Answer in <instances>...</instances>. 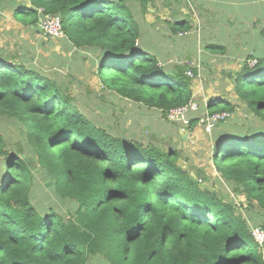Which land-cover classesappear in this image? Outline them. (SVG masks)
I'll list each match as a JSON object with an SVG mask.
<instances>
[{"label": "trees", "instance_id": "1", "mask_svg": "<svg viewBox=\"0 0 264 264\" xmlns=\"http://www.w3.org/2000/svg\"><path fill=\"white\" fill-rule=\"evenodd\" d=\"M153 1L29 0L13 16L23 9L31 16L23 24H35L58 15L73 47L99 52L97 66L87 59L101 88L165 116L193 98L194 79L186 71L198 72L186 63L169 68L140 45L130 3L146 11ZM167 23L173 33L189 28L185 20ZM204 48L224 51L214 43ZM247 58L227 77L237 101L264 122V52ZM72 99L21 55L0 54V118L21 125L26 148L24 156L20 146L9 150L0 133V264H96L95 257L106 264H264V241L258 244L251 233L255 226L264 230L263 218H246L206 186L207 175L198 179L183 168L177 148L111 135ZM204 104L209 113H228L216 124L223 131L210 154L215 172L264 212V126L229 130L225 120L236 105L223 96H208ZM196 123L190 119L187 129ZM39 175L57 197L74 203L67 217L32 204Z\"/></svg>", "mask_w": 264, "mask_h": 264}, {"label": "rangeland", "instance_id": "2", "mask_svg": "<svg viewBox=\"0 0 264 264\" xmlns=\"http://www.w3.org/2000/svg\"><path fill=\"white\" fill-rule=\"evenodd\" d=\"M13 1L15 0H12L11 4ZM130 4L140 25L139 43L144 49L157 53L160 61L166 63L169 68L174 64L185 63L196 67L198 74L193 78L192 88L198 89V92L193 89V99L203 110L208 96H223L236 105L231 117L225 120L226 124L231 125L229 130L245 132L250 127L264 126L263 121L246 109L243 103L237 101L232 91V83L227 77L232 70L239 69L242 61L247 62V55L252 52H264V0H154L152 5H147L146 11H143L137 2ZM6 6L9 9V6ZM15 15L22 24L23 20L26 23L31 18L30 15L23 14V9ZM174 19L185 20L189 28L173 33L167 22ZM21 28L20 30H23V27ZM16 35L18 36V33ZM24 36L21 37L22 42ZM208 43L220 44L224 51L211 53L204 48ZM72 54L66 51L49 62L44 60L48 55L43 60L38 57L33 62L47 67L48 64L59 66V69L46 68L44 71L61 83L65 92L73 97L72 102L92 123L109 134L125 140L168 146L169 139L165 137L172 136L174 125L177 123L169 121L154 108L122 97L111 89L101 88L99 82L91 83L92 79H96L92 75L91 66H97L98 51H82V73L81 67L74 66L78 59ZM39 55L40 53L36 54L34 58ZM87 58H93L94 63ZM248 61L250 66L255 63L254 60ZM201 114L193 111L190 118L201 117ZM20 127L21 125L13 120L0 118V133L4 136L6 147L19 152L20 146L22 152H19V155L24 156L26 148ZM213 175L211 182L206 184L209 189L235 203L237 210L246 218L253 216L258 222L263 221V210L254 204L249 207L243 194L237 193L215 170ZM42 178L40 175L36 176L31 186L32 204L38 210L52 207L67 217L74 211V203L57 197ZM199 184L204 186V182ZM247 208L250 210H246ZM262 249L264 254V245ZM95 258H98L95 260L96 264H106L102 258Z\"/></svg>", "mask_w": 264, "mask_h": 264}, {"label": "crops", "instance_id": "3", "mask_svg": "<svg viewBox=\"0 0 264 264\" xmlns=\"http://www.w3.org/2000/svg\"><path fill=\"white\" fill-rule=\"evenodd\" d=\"M8 2V4H7ZM12 0H0V54L11 53L18 54L28 60V64L34 65L35 67L44 71V69H59V66L48 64L38 65L33 60L40 57L43 60L48 55L45 61L49 62L51 59L63 54V52H70L76 57L77 63L74 66L81 67L82 51L81 49L75 48L65 37L51 38L45 36L41 29L38 30L39 20L35 24H22V22L13 16V11L20 6L30 7L29 0H15L11 4ZM9 6V9L7 6ZM39 11V10H38ZM36 10V12H38ZM17 26V27H15ZM23 27V30L20 28ZM22 29V28H21ZM18 33V36L16 35ZM28 34V35H26ZM23 37V42L21 37ZM17 39V41L15 40ZM20 39V40H19ZM25 43V44H24ZM17 44L19 46H17ZM14 46V47H13ZM36 53H35V52ZM39 56L34 58V54ZM65 67V66H64ZM45 74H49L44 71ZM82 73V67H81ZM98 83V79H92L91 83ZM87 91V89H86ZM198 92V89L195 90ZM193 91V97L195 95ZM203 109L200 107L198 112L202 113ZM174 132L172 136L165 138L169 139L167 146L171 148H177L179 152L178 163L184 168H188L192 174L198 173L207 175L210 180L213 179L214 167L211 164L210 154L213 149V144L218 138L220 133L223 131V125L218 124L211 133H205L198 126H193L187 130L180 124L174 125ZM212 166V168L210 167Z\"/></svg>", "mask_w": 264, "mask_h": 264}, {"label": "built area", "instance_id": "4", "mask_svg": "<svg viewBox=\"0 0 264 264\" xmlns=\"http://www.w3.org/2000/svg\"><path fill=\"white\" fill-rule=\"evenodd\" d=\"M39 25L41 27L42 33L51 38H59L63 36L61 19L58 15H45L39 20ZM255 61V60H254ZM186 75L190 78H196L195 74L191 70L186 71ZM199 103L193 98L187 103L171 108L166 113V119L173 123L180 124L183 128L187 129L190 122V115L193 111H198ZM228 113L225 111L209 113L204 110L201 117L197 116L196 125L202 129L205 133H211L210 131L215 128L216 124L225 119ZM201 121V122H200ZM188 130V129H187ZM252 236L258 244H262L264 241V230L255 226L251 229Z\"/></svg>", "mask_w": 264, "mask_h": 264}, {"label": "water", "instance_id": "5", "mask_svg": "<svg viewBox=\"0 0 264 264\" xmlns=\"http://www.w3.org/2000/svg\"><path fill=\"white\" fill-rule=\"evenodd\" d=\"M37 29H38V30H40V29H41L40 25L38 26V28H37ZM195 176H196V177H198V176H199V175H198V173H196V174H195Z\"/></svg>", "mask_w": 264, "mask_h": 264}]
</instances>
